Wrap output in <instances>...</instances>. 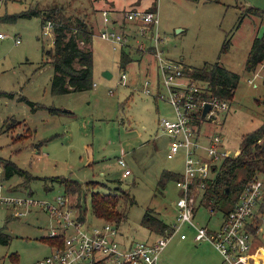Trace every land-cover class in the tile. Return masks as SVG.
<instances>
[{"label": "rangeland", "instance_id": "374dc122", "mask_svg": "<svg viewBox=\"0 0 264 264\" xmlns=\"http://www.w3.org/2000/svg\"><path fill=\"white\" fill-rule=\"evenodd\" d=\"M53 7L61 9L71 26L76 19H83L92 27L95 86L89 91L52 95L54 70L42 49L52 48L53 33L43 36V25L36 16L0 21V33L4 35L0 39V158L10 160L29 176V181L18 175L3 178L0 194L30 195L40 202L64 195L72 209L81 205L85 227L91 228L102 223L91 210L92 191L117 193L115 209L125 212L118 224L122 238L152 242L157 235L141 224L142 217L148 212L163 223L174 224L175 204L181 192L173 178L162 185L160 180L163 172H183V154L179 151L167 158L170 138L158 128V120L171 116V111L166 103L143 95L142 76L134 78L136 63L125 66L130 75L127 86L117 84L123 71L119 67L120 53L98 36L101 12L110 11L108 18L112 19L122 10H157L158 33L164 38L163 57L191 70L217 62L238 75L230 109L221 125L233 154L239 150L241 135L259 128L264 119V61L253 72H248L244 64L252 40L264 35V13L244 17L239 24L243 10H264V0H0V17ZM228 38V50L222 53V44ZM14 39L20 42L16 44ZM137 55L130 51L132 60ZM145 58L153 64L151 54ZM104 70L111 73V78L102 77ZM208 132L213 134L212 129ZM118 159L126 166L121 167ZM124 168L130 174L122 178ZM60 177L77 180L83 194L66 195L56 183L47 190L48 178ZM91 181L96 184L86 188ZM203 203L193 222L215 230L222 213L210 212ZM259 220V228L251 234V252L264 250V210ZM52 224L49 215L38 207H30L26 216L17 217L9 206L0 203V230L9 237L7 244L0 242V264H31L47 256L50 248L43 238ZM180 234L187 239L179 238ZM170 239L157 264L222 262L210 242L193 241V229L182 228ZM261 256L251 257L254 264L263 261Z\"/></svg>", "mask_w": 264, "mask_h": 264}, {"label": "built area", "instance_id": "2783aa9c", "mask_svg": "<svg viewBox=\"0 0 264 264\" xmlns=\"http://www.w3.org/2000/svg\"><path fill=\"white\" fill-rule=\"evenodd\" d=\"M109 12H101L102 26L98 36L108 41L113 51L136 52L138 59L134 61L131 58L130 62L152 55L155 73L151 77L144 73L140 82L141 92L146 98L166 103L171 111V116L159 119L158 128L170 138L167 158H172L179 151L183 154V172L181 179L176 181L181 194L175 204V222L170 225L171 230H165L152 242H130L122 238L118 225L112 222L85 227L81 212L68 206L64 195L40 202L30 195L9 197L0 194V203L9 206L15 216H26L30 207L35 206L53 221L45 237L53 240L51 245L48 244L50 252L31 264H157L159 254L172 234L179 233L182 228L193 229L195 243L210 242L224 264H254L250 252L252 233L247 227L264 197V176H255L248 181L233 208L221 217L215 230L193 222L198 206L204 202L202 195L206 181L214 177L216 167L224 158L238 154V151L231 153L233 149L221 132L222 117L228 113L230 101L216 96L204 97L208 94L206 83L191 79L183 63L162 56L164 38L158 33L157 10H122L117 14L118 18L112 19L108 18ZM125 25L126 29L123 28ZM51 33L53 23L47 21L42 35L49 37ZM3 37L0 33V39ZM14 40L16 44L20 42ZM125 66L117 81L123 86H127L130 77ZM205 104L209 105V110L201 118ZM208 128L213 130V134L210 135ZM118 162L121 167L126 166L123 160L118 159ZM129 174V169L124 168L121 177ZM2 179L3 167L0 165V193ZM179 238L184 240L186 236L180 234ZM257 262L263 264L261 260Z\"/></svg>", "mask_w": 264, "mask_h": 264}, {"label": "trees", "instance_id": "16d2710c", "mask_svg": "<svg viewBox=\"0 0 264 264\" xmlns=\"http://www.w3.org/2000/svg\"><path fill=\"white\" fill-rule=\"evenodd\" d=\"M263 13L264 10L260 8H247L243 10L241 17H239V24L246 16L260 17ZM31 16L39 17L42 25L47 21L53 23V46L49 50L44 51L42 49L43 53L48 57L47 63L51 64L54 70V75L50 80L51 94L58 96V94L89 91L92 89L93 53L90 48L93 39L92 27L83 21V19H76L74 26H71L69 20L63 17L61 9L58 7L5 15L0 17V21L8 23L15 21L16 18ZM229 42V38L223 42L221 47L222 53L228 50ZM249 49L244 64L248 72H253L264 61V35L256 36ZM131 58L130 54L121 51L119 54V67H124L131 61ZM185 71L191 79L206 83L208 94H205L204 97L210 98V96H216L228 101L233 99L234 90L239 82L238 75L218 65L217 62L204 64L195 70H191L186 66ZM9 96L11 97V95ZM22 100L32 104L25 98H22ZM239 143L238 154L224 158L219 164L220 166L216 167L215 176L206 181L203 190L202 197L205 206L208 207L210 212L221 211L222 216L226 215L233 208V204L238 200L239 194L242 191L241 189H243L249 180L255 176H264V119L259 128L241 135ZM0 165L3 167V178L5 180L13 177V175H18L29 181L28 173L10 160L0 158ZM161 176V185L170 178H173L175 181L181 179L180 173H173L171 171L163 172ZM48 180H50V184L47 185V190H52L53 184L56 183L62 186L63 192L66 195L80 196L82 194L81 184L77 180L62 177L48 178ZM46 181L45 178L44 183ZM92 184H96V182L91 181V183H87L86 188ZM118 201L119 196L117 193L99 194L92 191L91 210H93L94 215L102 223L112 222L118 225L123 220L125 214L124 211L119 212L115 209ZM263 204L264 197L256 212L257 214H254L249 220L247 230L252 234L256 232L260 225L259 217L264 210ZM77 209L81 212V220H84L85 210L82 209L81 205ZM141 224L149 231H154L155 236L163 234L167 229L168 231L171 230L170 225L163 223L157 217L151 216L148 212L143 215ZM43 239L49 245L53 243L52 239ZM8 241V235L4 232V229H1L0 242L7 244ZM219 264H224V262Z\"/></svg>", "mask_w": 264, "mask_h": 264}, {"label": "crops", "instance_id": "0c3cea01", "mask_svg": "<svg viewBox=\"0 0 264 264\" xmlns=\"http://www.w3.org/2000/svg\"><path fill=\"white\" fill-rule=\"evenodd\" d=\"M116 11L118 10V8H114ZM147 9V8H146ZM246 18H255V17H253V16H246ZM253 41V40H252ZM252 43V42H251ZM250 48V47H249ZM147 57V56H146ZM137 59H138V56H137ZM143 59V58H142ZM142 59L141 60H137L135 63H136V70H135V75H134V78H136V77H138V76H143L144 75V73H147L148 75H150V77L151 76H153L154 75V67L150 64V60L148 59V58H145L144 57V59L146 60V59H148V60H146V61H142ZM157 102V101H156ZM234 111V110H233ZM159 121V120H158ZM81 187H82V194H83V186H82V184H81ZM85 196V195H84ZM83 197V196H82ZM187 239V238H186ZM263 250V249H262ZM262 250H260V248L258 249V250H254L251 254V257L253 256V255H255V254H257V255H262L261 256V258H262V262H263V264H264V254H263V252H264V250L262 251ZM251 252V251H250Z\"/></svg>", "mask_w": 264, "mask_h": 264}, {"label": "water", "instance_id": "95a60500", "mask_svg": "<svg viewBox=\"0 0 264 264\" xmlns=\"http://www.w3.org/2000/svg\"><path fill=\"white\" fill-rule=\"evenodd\" d=\"M101 75L103 78H106V79L111 78V73L108 70H104ZM208 110H209V105L205 104L202 111H201V118H204V116L207 114Z\"/></svg>", "mask_w": 264, "mask_h": 264}]
</instances>
